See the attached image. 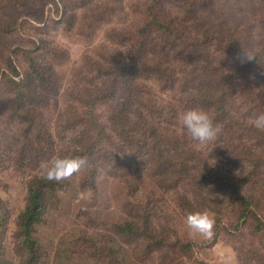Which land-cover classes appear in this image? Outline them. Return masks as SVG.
Segmentation results:
<instances>
[{
  "label": "rangeland",
  "instance_id": "374dc122",
  "mask_svg": "<svg viewBox=\"0 0 264 264\" xmlns=\"http://www.w3.org/2000/svg\"><path fill=\"white\" fill-rule=\"evenodd\" d=\"M252 3L260 15L262 0H169V7L183 21L193 19L187 5L198 12L196 18L209 15L220 21L225 12L235 27L241 10ZM80 6L79 0H0V264H27L18 216L27 204L30 179L46 176L42 165L53 157H79L85 147H96L95 152L105 148L110 156L126 149L142 168L115 166L106 155L98 160L104 169L98 176L88 171L87 161L78 173L54 183L34 235L40 254L36 264H220L222 256L232 257L234 264H264V230L259 231L264 228V131L249 123L264 112V62L244 71L233 63L226 45H209L196 50L202 65L194 72L165 75L173 87L166 91L168 106L180 105L181 98V105L193 99L195 107L214 115L221 129L214 142L197 145L180 131L181 125L172 128L168 117L156 132L143 130L140 123L126 135L112 123L114 99L108 94L120 83L112 75L106 83H86V67L96 61L116 72L113 61L100 59H120L104 52L117 22L106 17L86 34V13ZM72 13L78 22L68 32ZM206 30L212 28L201 26L198 33L205 35ZM240 33L244 42L251 40L244 26ZM252 39L253 49L264 47L262 38ZM8 60L19 76L10 71ZM33 60L41 65L43 77L52 78L47 84H21L28 98L20 103L11 82H27V76L34 75ZM100 93L106 100L91 108L89 95ZM222 153L224 165L216 177L201 182L205 165L221 160ZM240 155L246 160L239 161ZM236 161L241 175L226 179L223 168ZM241 180L225 189V183ZM223 183L224 194L217 198ZM242 187L240 193L260 207L262 222L242 220L239 210L229 206ZM203 210L216 219L211 239L190 235L185 223L188 213ZM127 221L150 225L142 237H125L118 226Z\"/></svg>",
  "mask_w": 264,
  "mask_h": 264
},
{
  "label": "trees",
  "instance_id": "16d2710c",
  "mask_svg": "<svg viewBox=\"0 0 264 264\" xmlns=\"http://www.w3.org/2000/svg\"><path fill=\"white\" fill-rule=\"evenodd\" d=\"M79 2L81 3L79 8H82L86 13L84 15L85 23L82 27V29L87 31L86 34L94 32L98 25L105 21L106 17H109V21L115 22L116 20L117 22L118 30L116 31L118 33L114 31L111 36L112 39L109 40L112 44L109 43L110 47L104 48V52L108 56L115 54L120 59L112 55L107 58L103 56L100 59L107 64L110 63L109 61H113L116 72L108 70L99 61H96L91 68L86 67L89 70L86 73V83L97 84L100 81L106 83L109 75L114 76L115 80L120 83L118 88L108 94L109 97L114 99L115 111H112V123L115 128L123 131L126 135H128L127 131H136L137 126H141L139 125L140 123L144 126L143 130L156 132L166 123L165 118L167 117L169 118L168 123L170 122L172 128L175 124L180 126L181 117L185 111L193 108L202 109L194 106L193 99H190L185 105L184 103L181 105L183 102L181 98L179 99L180 105L175 103L169 106L165 99L168 88L173 89L171 84L165 80V75L174 73L176 75H184L194 72V69L199 64L202 65L201 59L196 55L198 48L209 45H226L228 52L232 54L231 57L235 58L237 53H242L251 58L250 61L243 64L232 58L233 63L241 66L244 71H248L251 67L264 62V47L258 50L253 49L254 42L252 39L253 37H259L264 42V4L260 15L257 11L256 3H252L253 5L249 6L248 10H241L240 13L243 14L241 20H239L237 26L231 27V20L230 18L227 19V13L223 12L221 14V22L209 15L196 18L198 12L192 11L194 7L188 5L187 7L193 19L183 21L175 16L173 10L169 7V0H148L147 2H136L133 0H79ZM101 8H104V10L100 11ZM72 14H74L73 18L75 19L71 18V23L68 20V32L73 31L76 27V21L78 22L76 14ZM113 18L114 20H112ZM201 26L211 27L212 30H206L205 35L200 34L198 29ZM243 26L251 37L250 41H245L246 43L240 33V29ZM20 47L18 46L15 50L19 51ZM39 66L41 65L39 64ZM39 66L33 60L31 69L34 75H28L26 78L27 82H11L18 88L17 99L20 103H24L25 98H28L21 89V84H35L38 80H41L42 84H47L45 82L51 80L52 76L43 77L42 69ZM8 67L15 76H19L17 67L13 66L10 60H8ZM141 79H146L156 84H142ZM236 81L234 78L233 83L236 84ZM114 84L117 83L114 82ZM104 86L107 85L104 84ZM33 94H35V91ZM89 97L86 103L91 108L92 106L95 108L97 101L104 102L107 95L100 93L95 96L91 94ZM35 124L36 122L32 121V125ZM101 140L102 137L97 139L96 142ZM95 150L96 147H85L83 153L81 152V156L85 157L91 164L88 171L93 172V177L104 171L103 166L98 165V160L106 158V155L114 161L116 165L111 162L115 166L126 165L132 169L142 168L143 163L131 158L132 154L130 155L126 149L118 153H112L111 156L105 148L103 150L106 154L103 150H97L96 152ZM76 151L77 147H74L73 152ZM138 154L140 155V153ZM2 155L3 152H0V166L1 162H3ZM221 158V160H214L205 165L203 169L205 175L201 182H208L211 176L216 177L217 168L224 165V153L221 154ZM237 159L245 161L246 157L240 155ZM239 161L227 163L223 168L226 179L241 175L238 169L241 166ZM61 182L63 181H50L46 179V176H35L29 181L27 204L18 216L19 235L28 252L27 264H36L40 258L38 241L34 236L36 227L45 215L47 199L51 195L54 183ZM240 183L242 184V180L225 183V189L226 186H230L233 189ZM243 187L233 194L229 206L234 210H239L242 220L249 221L253 218L262 222L263 219L259 215L260 207L255 205V200L247 198L240 193ZM218 190L220 192L215 195L220 198L224 194V183L218 187ZM2 220L3 218L0 216V233L4 226V221ZM148 225L150 224L127 221L118 226V231L125 237H127V234L134 237H142ZM263 230L264 228L261 226L259 231L262 232ZM1 251L0 242V256ZM98 260L103 263L102 259Z\"/></svg>",
  "mask_w": 264,
  "mask_h": 264
},
{
  "label": "clouds",
  "instance_id": "9594fccd",
  "mask_svg": "<svg viewBox=\"0 0 264 264\" xmlns=\"http://www.w3.org/2000/svg\"><path fill=\"white\" fill-rule=\"evenodd\" d=\"M236 60L240 63L250 61V57L237 53ZM249 123L257 130L264 131V112L258 113ZM220 125L214 115L203 109H189L181 117L180 131L186 134L197 145H207L214 142L219 133ZM87 164L85 157H53L48 163L42 165L46 172V179L61 181L78 173ZM185 223L190 235L211 239L214 236L216 219L207 210L190 212L185 217ZM220 264H234L233 258L222 256Z\"/></svg>",
  "mask_w": 264,
  "mask_h": 264
}]
</instances>
